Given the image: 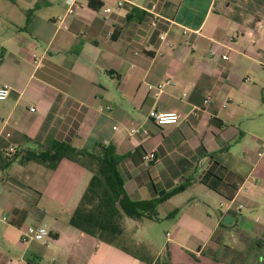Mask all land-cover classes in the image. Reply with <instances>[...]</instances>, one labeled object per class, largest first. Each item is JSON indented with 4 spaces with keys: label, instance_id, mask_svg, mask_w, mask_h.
I'll use <instances>...</instances> for the list:
<instances>
[{
    "label": "crops",
    "instance_id": "obj_1",
    "mask_svg": "<svg viewBox=\"0 0 264 264\" xmlns=\"http://www.w3.org/2000/svg\"><path fill=\"white\" fill-rule=\"evenodd\" d=\"M79 5L61 26L65 0H0V86L10 88L0 140L31 146L55 110L57 140L115 150L133 201L186 189L156 219L131 220L136 236L156 244L141 255L122 244L126 228L110 245L71 226L88 169L63 160L54 171L0 170V214L9 219L0 221V264H264V0ZM167 82L161 93L149 89ZM152 110L183 121L158 126ZM29 226L48 229V245L24 244Z\"/></svg>",
    "mask_w": 264,
    "mask_h": 264
},
{
    "label": "trees",
    "instance_id": "obj_2",
    "mask_svg": "<svg viewBox=\"0 0 264 264\" xmlns=\"http://www.w3.org/2000/svg\"><path fill=\"white\" fill-rule=\"evenodd\" d=\"M91 6L94 7V4ZM55 112L53 110L49 114L41 136L31 146L10 150V144L0 140V170H8L15 164H37L54 171L63 160L88 169L92 173L91 182L70 220L71 226L76 229L113 245L124 234L126 219H156L157 207L186 189L182 187L155 202L133 201L127 195L124 181L118 173L119 160L115 150L101 144L91 150L77 149L57 140Z\"/></svg>",
    "mask_w": 264,
    "mask_h": 264
},
{
    "label": "built area",
    "instance_id": "obj_3",
    "mask_svg": "<svg viewBox=\"0 0 264 264\" xmlns=\"http://www.w3.org/2000/svg\"><path fill=\"white\" fill-rule=\"evenodd\" d=\"M65 5H66V14L65 16L58 18L57 20V24L63 26V24L66 22L67 18L70 16H73L75 14L76 8H79V0H65ZM119 7L123 6V3H119L118 4ZM112 11V9H106L105 13H110ZM150 14H152L154 16L152 25L156 26V19L159 17L156 13H155V6L152 7V9L149 11ZM167 37V34H164L161 36V40L165 41ZM233 39H229V42H232ZM216 53L214 52V55ZM225 61H228L230 58L229 56L225 55L222 57ZM33 62L34 64H36V66H39L41 64V61L36 57L33 56ZM171 82H167L166 84H162L158 87H153L150 86L149 89L151 91H155L157 90L158 92H163L164 88L166 85H169ZM10 95V88L8 86H0V102H5L7 101V99L9 98ZM32 111H35V109H32ZM148 118L149 120H151L152 122H154L156 125L158 126H175V125H179L182 121L183 118L182 116L177 113V112H171V113H164V112H159L157 110H152L149 112L148 114ZM141 127H135L131 130V135H137L141 132ZM144 134H147L146 131H144ZM262 149L264 151V144H262ZM13 150V149H11ZM259 153V157H262L264 152ZM156 154L155 153H151L148 154L145 159L149 162H152L154 160H156ZM0 221L7 223L9 222V219L7 216H4L2 214H0ZM50 238H51V233L48 229L43 228V227H35V226H29L27 228H25L22 232V236H21V240L24 244H31L33 242H40L43 244L48 245V243L50 242Z\"/></svg>",
    "mask_w": 264,
    "mask_h": 264
},
{
    "label": "rangeland",
    "instance_id": "obj_4",
    "mask_svg": "<svg viewBox=\"0 0 264 264\" xmlns=\"http://www.w3.org/2000/svg\"><path fill=\"white\" fill-rule=\"evenodd\" d=\"M37 165V164H36ZM40 166V165H39ZM40 168L42 169H44V170H46V168L45 167H43V166H40ZM131 224H133L132 223V221L130 220V219H126V225L124 226L125 228H126V230H128V239H124V241L126 242V243H122L123 245H125L127 248H129V249H132V250H134L135 252H137V253H139V254H141V255H143V253H144V249H151V248H154V246L156 245L154 242L153 243H149L147 240H143L142 239V237H141V235H138V236H136L135 235V231L133 230V227H130V226H132ZM143 233V229H141V233L140 234H142ZM151 233L149 232L148 233V235H150ZM126 237H127V235H126ZM125 237V238H126ZM132 239H134V241H135V243L136 242H142L143 243V247H133V241H132Z\"/></svg>",
    "mask_w": 264,
    "mask_h": 264
}]
</instances>
